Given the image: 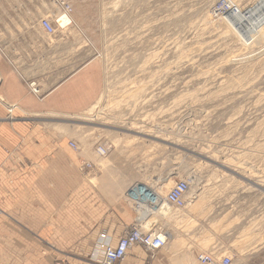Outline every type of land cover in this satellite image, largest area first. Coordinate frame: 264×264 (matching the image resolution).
Returning <instances> with one entry per match:
<instances>
[{"label": "rangeland", "instance_id": "374dc122", "mask_svg": "<svg viewBox=\"0 0 264 264\" xmlns=\"http://www.w3.org/2000/svg\"><path fill=\"white\" fill-rule=\"evenodd\" d=\"M63 2L70 6L68 27L57 25L55 0H45L41 18L76 37V66L99 59L103 89L89 109L70 118L69 136L55 139L76 144V150L66 146L77 163L76 185L60 193L47 185L42 199L29 192L27 218L36 230L28 239L42 245L30 247L27 259L13 254V262L0 264H68L72 257L98 264L95 241L104 228L95 189L96 227H89L97 229L71 219L82 202L74 195L102 174L107 155L125 193L139 175L153 179V188L165 186L162 196L176 181L188 182L184 205L172 209L176 217L154 214L141 225L181 240L177 251L161 249L164 264H199L203 253L217 262L264 264V0ZM68 128L61 125L62 132ZM101 144L108 147L102 156ZM36 162L30 159V167ZM83 162L92 167L82 169ZM10 234L1 230L0 239ZM58 240L66 242L58 246ZM146 259L150 264L155 257Z\"/></svg>", "mask_w": 264, "mask_h": 264}, {"label": "crops", "instance_id": "0c3cea01", "mask_svg": "<svg viewBox=\"0 0 264 264\" xmlns=\"http://www.w3.org/2000/svg\"><path fill=\"white\" fill-rule=\"evenodd\" d=\"M44 2L0 0V221L1 214L7 217L6 222H0V231L11 233L0 239V260L6 262H13V254H20L23 260L24 255L29 256L30 247L39 248L43 243L28 239L30 230H36L29 227L27 218L29 192L42 199L47 185H55L57 193L66 184L76 185L77 163L70 159L74 155L68 150L72 148L65 142L58 145L56 140L69 136L73 123L70 118L98 100L104 83L97 57L76 66L75 37L57 32L48 35L39 27V19L46 14ZM61 125L69 126L68 132H62ZM30 159H36L37 165L30 167ZM110 162L107 155V161H101L102 174L96 181H86L80 193L74 195L82 202L75 208L80 211L78 216L71 220L80 228L93 229L89 226L96 225V221L91 223L95 189L101 208L100 227L113 236L115 243L134 220L138 219L141 226L154 214L163 217L161 193L165 186L153 188L148 185L153 179L144 180L139 175L134 176L133 186L125 193V180L115 177ZM14 215L19 217V224L14 222ZM14 233L19 239H13ZM64 242L58 240V246ZM158 252L150 264H164L160 258L163 251ZM146 257L142 247L135 245L116 264H144ZM72 260L68 264H90L79 257Z\"/></svg>", "mask_w": 264, "mask_h": 264}, {"label": "built area", "instance_id": "2783aa9c", "mask_svg": "<svg viewBox=\"0 0 264 264\" xmlns=\"http://www.w3.org/2000/svg\"><path fill=\"white\" fill-rule=\"evenodd\" d=\"M63 2L64 0H57ZM41 26L47 33H52L53 29L47 19L41 20ZM68 144L75 148V142L69 141ZM108 147L105 145H99L97 150L104 153ZM90 164L87 163L86 166ZM188 189V183L185 180H178L168 191L166 199L169 203L181 206L184 202V195ZM135 227L129 231L126 235L120 237L115 245H112L109 238L104 232H100L98 235V245L103 251L102 264H113L116 260L122 258L125 255L126 250L135 243H140L144 246L147 252L152 256L155 251L163 246V240L158 235H151L150 233L141 234L139 231L134 230ZM198 260L201 264H229L230 259L228 257L223 258L221 261H214L209 255H199Z\"/></svg>", "mask_w": 264, "mask_h": 264}, {"label": "bare ground", "instance_id": "6f19581e", "mask_svg": "<svg viewBox=\"0 0 264 264\" xmlns=\"http://www.w3.org/2000/svg\"><path fill=\"white\" fill-rule=\"evenodd\" d=\"M55 2L59 5V10L54 14L55 15V19H56V22H57V25H58V27L59 26H62V27H68L69 25H70V22H71V18H70V6H69V4H67V3H65V2H58L57 0H55ZM229 9V8H228ZM42 19H47V18H40L39 19V21H38V23H39V27L46 33V34H48V35H51V34H54L56 31H55V27L53 26V24H52V22L49 20V19H47L48 21H49V23H50V25H51V27H52V29H53V31H52V33H47L46 31H45V29L41 26V20ZM70 27H72V26H70ZM76 38V37H75ZM69 142V141H68ZM76 145V144H75ZM101 145H105V144H101ZM68 146L70 147V148H72L73 150H76V148L77 147H75V148H73V147H71L69 144H68ZM99 146V145H98ZM98 146L96 147V153L98 154V155H105L106 154V152L108 151V149H107V151L106 152H104V153H102V152H100V151H98L97 150V148H98ZM106 147H107V145H105ZM88 162H83L81 165H80V167L82 168V169H84V168H91L92 167V164L91 163H89L90 165L89 166H86V164H87ZM177 182V181H176ZM175 182V183H176ZM174 183V184H175ZM188 183V182H187ZM173 184V185H174ZM172 185V186H173ZM171 186V187H172ZM170 187V188H171ZM170 188H169V190H170ZM188 189H189V187H188ZM188 189H187V191H186V193L188 192ZM145 192L147 191V189L146 188H144L143 189ZM168 190V191H169ZM168 191H167V193H168ZM167 193L165 194V196L163 197V200H162V210H163V212H165L164 213V215H163V217L165 216V218L166 219H168V217L170 218L171 216H175L176 217V214L174 215V213H173V211H172V209H179V207H182L183 205H184V203H185V199H183L184 200V202H183V204L181 205V206H177V205H175V204H172V203H169L168 201H167V199H166V195H167ZM185 193V194H186ZM185 196V195H184ZM129 197H130V195H129ZM157 209V207H154L153 208V211H155ZM176 211V210H175ZM179 211V210H178ZM181 213V212H180ZM178 216V215H177ZM179 216H180V214H179ZM182 216H183V214H182ZM189 216V215H188ZM183 218V217H182ZM185 218V217H184ZM174 219V218H173ZM172 219V220H173ZM187 219V218H186ZM186 219H184L185 221H186ZM138 219H136V220H134V222L135 223H137L138 221H137ZM188 220V219H187ZM177 222H179V220L177 221ZM188 222V221H187ZM190 222V221H189ZM172 223V222H171ZM135 227V229L134 230H137V231H139L141 234H145V233H150L151 235H158L162 240H163V246L160 248V249H162L163 247H166V245H171L170 247H169V249H174L173 251H177V250H179V247L182 245L181 244V240L177 237V235H175L174 233H170V232H168V234L166 235L165 233H163L162 231H161V229H153V228H145V227H141L140 225H138V224H132L131 225V227H129V228H127L125 231H123V233L121 234V235H119L118 236V238H117V240L120 238V237H122V236H124V235H126L129 231H131L133 228ZM100 232H104L106 235H107V237L109 238V241L111 242V244L112 245H115V243L117 242H115V243H113V238L110 236V235H108V232L106 231V230H104V231H100ZM172 232V231H171ZM99 235V234H98ZM99 238V237H98ZM184 243V242H183ZM135 245H139V246H141L142 247V249L146 252V255H147V259H146V261H150L151 259H153L155 256V254L160 250V249H158L157 251H155L154 253H153V255L151 256L148 252H147V250L145 249V247L144 246H142V245H140V243H135V244H132L127 250H126V252H125V255L122 257V258H120V259H118V260H116L115 261V263H113V264H116L119 260H121V259H123L125 256H126V254L128 253V251L133 247V246H135ZM95 247L96 248H98V250L95 248V250H96V252L93 254V257L96 259L97 258V260H98V264H102V262H101V260H102V257H103V251H102V249L99 247V245H98V239L95 241ZM181 248V247H180ZM199 255H209L212 259H213V257L210 255V254H206V253H203V254H199ZM198 255V256H199ZM190 256V255H189ZM198 256H197V261L199 262V260H198ZM225 258V257H224ZM229 258V257H228ZM199 264H201L200 262H199Z\"/></svg>", "mask_w": 264, "mask_h": 264}]
</instances>
